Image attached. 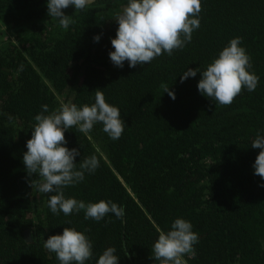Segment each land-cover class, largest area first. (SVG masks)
<instances>
[{
  "label": "trees",
  "instance_id": "1",
  "mask_svg": "<svg viewBox=\"0 0 264 264\" xmlns=\"http://www.w3.org/2000/svg\"><path fill=\"white\" fill-rule=\"evenodd\" d=\"M126 3L95 0L78 12L69 7L63 11L75 23L64 30L48 17L46 0H0V264H59L43 243L64 227L92 240L87 264L109 246L116 247L118 264H159L152 245L176 218L198 233L187 264H264V188L258 186L264 181L252 169L260 149L250 146L264 129V0H201L200 27L183 50L119 68L108 53L116 14ZM237 36L259 77L255 91L242 89L221 105L197 91L199 73L180 82L184 70H204ZM96 91L120 109L125 129L118 140L101 124L91 138L75 128L65 132L67 147L80 152L75 163L92 154L101 159L65 196L111 200L124 206L123 220L52 214L49 194L30 187L40 178L28 176L22 163L41 105L51 111L91 104Z\"/></svg>",
  "mask_w": 264,
  "mask_h": 264
},
{
  "label": "clouds",
  "instance_id": "2",
  "mask_svg": "<svg viewBox=\"0 0 264 264\" xmlns=\"http://www.w3.org/2000/svg\"><path fill=\"white\" fill-rule=\"evenodd\" d=\"M95 0H46L47 15L58 21L60 28L68 30L75 21L63 10L72 7L74 12L88 9ZM201 0H127L116 14L115 37L110 39L112 51L108 53L111 63L123 68L125 61L129 68L149 64L162 54L171 56L174 50H183L192 40V33L200 27ZM100 35L93 36L99 42ZM250 56L242 46V38L234 37L219 51L218 55L204 70L198 67L184 70L180 76L183 83L194 78L200 79L197 91L221 105L233 102L242 89L255 91L259 77L251 71ZM23 70V65L20 66ZM175 100V93L169 87L164 92ZM11 119V117H9ZM31 138L25 143L26 151L22 163L28 176L33 174L39 180H31L42 194H49L48 208L54 215L65 216L83 211L84 219L100 222L109 214L123 220L125 208L111 200L84 202L75 197H66L65 189L74 187L94 174L101 165L98 155L92 154L75 163L80 156L77 148L67 147L65 132L75 128L85 137L97 124L111 140H118L125 129L120 109L106 102L102 91H96L94 103L77 106L75 103L61 104L49 110L41 105V111L34 116ZM253 149H260L252 164L253 175L264 181V129L257 132L251 141ZM264 188V183L258 185ZM198 233L193 231L191 222L176 218L169 230H158L152 245V259L159 264H187L185 256L195 257ZM43 247L55 253L59 264H87L93 256V242L82 231L64 227L61 234L51 235L44 240ZM114 246L106 247L96 257L95 264H118L120 257Z\"/></svg>",
  "mask_w": 264,
  "mask_h": 264
},
{
  "label": "water",
  "instance_id": "3",
  "mask_svg": "<svg viewBox=\"0 0 264 264\" xmlns=\"http://www.w3.org/2000/svg\"><path fill=\"white\" fill-rule=\"evenodd\" d=\"M25 235H26V239L29 240L30 236H29V232L28 231L25 232Z\"/></svg>",
  "mask_w": 264,
  "mask_h": 264
}]
</instances>
